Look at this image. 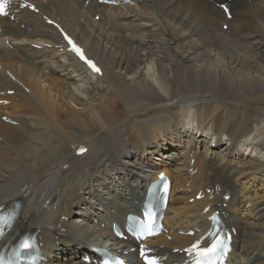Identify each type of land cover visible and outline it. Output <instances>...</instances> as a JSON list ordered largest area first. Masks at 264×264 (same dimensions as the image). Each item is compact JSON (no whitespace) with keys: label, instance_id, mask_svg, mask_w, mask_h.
Instances as JSON below:
<instances>
[{"label":"bare ground","instance_id":"obj_1","mask_svg":"<svg viewBox=\"0 0 264 264\" xmlns=\"http://www.w3.org/2000/svg\"><path fill=\"white\" fill-rule=\"evenodd\" d=\"M37 1L38 16L23 12L0 35V92H15L3 111L20 122H0V204L25 195L26 223L42 228L60 264L71 244L106 236L88 225L101 206L118 200L123 212L140 182L168 168L171 240L154 241L160 251L196 240L175 231L206 229L210 203L189 200L219 188L214 210L237 227L238 263L264 264V0H231L230 21L209 0H134L137 9L121 12L95 0ZM43 16L75 37L100 77L58 53ZM75 145L87 154L74 157ZM63 216L66 237L56 230Z\"/></svg>","mask_w":264,"mask_h":264},{"label":"snow or ice","instance_id":"obj_2","mask_svg":"<svg viewBox=\"0 0 264 264\" xmlns=\"http://www.w3.org/2000/svg\"><path fill=\"white\" fill-rule=\"evenodd\" d=\"M0 14H5L2 3H0ZM69 43L70 44L72 43L71 40H69ZM73 50L78 55H80L82 60L84 59V56L81 54L80 49L76 48L75 45H73ZM85 62L89 64V66L92 67L94 71H99V69L95 68V66L92 64L90 60H86ZM81 151H83V149H81ZM148 234H152L151 229L148 230ZM21 247L24 249H28L31 247V245L28 242H24L21 245ZM192 248L196 250L195 251V255H196L195 264H217V261L220 259L221 256H223L224 252L226 251V247L222 239L215 240L208 247L199 248L198 243H197V244H194ZM141 256L142 257L144 256V250H141ZM104 264H108V261H104ZM146 264H157V261L155 259H149V260H146Z\"/></svg>","mask_w":264,"mask_h":264},{"label":"rangeland","instance_id":"obj_3","mask_svg":"<svg viewBox=\"0 0 264 264\" xmlns=\"http://www.w3.org/2000/svg\"><path fill=\"white\" fill-rule=\"evenodd\" d=\"M150 25H152V30H153V27H154V30H155V28L157 27L156 25L154 26V23L153 24H150Z\"/></svg>","mask_w":264,"mask_h":264}]
</instances>
